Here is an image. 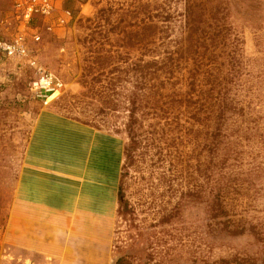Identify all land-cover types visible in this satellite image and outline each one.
Listing matches in <instances>:
<instances>
[{"label": "rangeland", "instance_id": "374dc122", "mask_svg": "<svg viewBox=\"0 0 264 264\" xmlns=\"http://www.w3.org/2000/svg\"><path fill=\"white\" fill-rule=\"evenodd\" d=\"M63 1L69 24H39V40L27 38L31 53L64 83L47 105L28 90L32 71L0 58V241L35 116L50 110L112 137L116 203L95 231L106 264H264V0ZM193 5L200 7L193 18L200 20L202 64L184 49L173 80L156 88L160 100L142 112L141 76L187 36ZM17 29L9 0H0V36ZM194 68L205 78L212 72L238 100L240 113L230 119L236 133L224 140L230 146L209 152L189 104L178 102L193 95L186 83ZM147 97L154 100L153 92ZM136 108L139 144L128 158ZM218 190L227 216L210 209ZM241 220L258 224L262 239L237 234Z\"/></svg>", "mask_w": 264, "mask_h": 264}, {"label": "crops", "instance_id": "0c3cea01", "mask_svg": "<svg viewBox=\"0 0 264 264\" xmlns=\"http://www.w3.org/2000/svg\"><path fill=\"white\" fill-rule=\"evenodd\" d=\"M111 139L50 110L37 113L8 205L0 260L106 264L95 231L116 203L119 166Z\"/></svg>", "mask_w": 264, "mask_h": 264}, {"label": "trees", "instance_id": "16d2710c", "mask_svg": "<svg viewBox=\"0 0 264 264\" xmlns=\"http://www.w3.org/2000/svg\"><path fill=\"white\" fill-rule=\"evenodd\" d=\"M199 12V5H193L188 8V16L190 17H188L186 23L188 28L187 36L175 40L176 44L174 46H176V49L157 61L153 71L148 72V70H144L143 75L141 76V89L143 90L141 100L142 112L145 109L152 108V106L149 105H153L155 104V101L160 100L161 93L156 88L158 86L163 88L166 82L173 80L174 69L176 68L179 59L182 57L184 49L188 51L187 55H190L191 53L194 56L192 58L197 62L196 67L199 68L201 66L202 36L200 20L198 18H193L194 15L198 17ZM189 73L190 75L188 76L186 85L189 87V90L193 95L192 97L183 96L178 102L189 104V112L191 113L190 118L202 125L205 135V146L208 148L209 152L213 151V148L216 149V147L222 144L230 146L229 141H224L228 138L227 133H236V131L231 128L233 123L230 122V119L233 115L240 113L238 112V110H240L238 100L231 95V87L229 88L227 84H222L221 82H215L217 77H214L212 72H210V77L207 76L206 78L203 76L202 72L198 71L196 68H194L192 72L189 71ZM204 73H207V71ZM200 76L202 78H200ZM148 90L149 93L151 91L153 92L154 100L152 101L145 100L148 98ZM195 92L197 93L194 94ZM155 97H157V99ZM136 110L137 108L130 110L129 121L127 124L130 144L125 150L127 151L126 156L128 158L133 157L131 151L136 147V144H139V139L136 138L134 130V125L137 123V119L134 116ZM212 190L208 192V195L212 194ZM220 193L219 190L216 191L214 195L215 202L212 201L210 209L215 215L227 216L229 210L227 209V204L224 198L222 199V196H220ZM234 226L237 228V234H243L244 231L248 230L252 235L262 239V230L258 224H250V222L241 220L239 223H235ZM238 264L253 263L244 259L242 262H238Z\"/></svg>", "mask_w": 264, "mask_h": 264}, {"label": "built area", "instance_id": "2783aa9c", "mask_svg": "<svg viewBox=\"0 0 264 264\" xmlns=\"http://www.w3.org/2000/svg\"><path fill=\"white\" fill-rule=\"evenodd\" d=\"M17 32L10 37L0 36V58L16 59L32 71L27 86L32 96L44 105L64 87L62 79L47 69L31 53L27 38L38 41L39 24L48 30L65 28L71 21V11L63 0H9ZM55 95V96H53ZM53 96V97H52Z\"/></svg>", "mask_w": 264, "mask_h": 264}, {"label": "bare ground", "instance_id": "6f19581e", "mask_svg": "<svg viewBox=\"0 0 264 264\" xmlns=\"http://www.w3.org/2000/svg\"><path fill=\"white\" fill-rule=\"evenodd\" d=\"M53 96H55V95H53ZM53 96H52V97H53Z\"/></svg>", "mask_w": 264, "mask_h": 264}]
</instances>
